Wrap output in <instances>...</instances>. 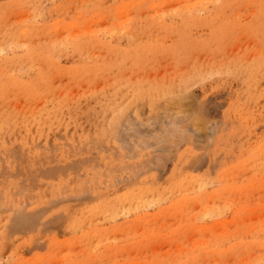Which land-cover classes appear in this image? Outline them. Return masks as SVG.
Listing matches in <instances>:
<instances>
[{"label":"rangeland","instance_id":"rangeland-1","mask_svg":"<svg viewBox=\"0 0 264 264\" xmlns=\"http://www.w3.org/2000/svg\"><path fill=\"white\" fill-rule=\"evenodd\" d=\"M0 264H264V0H0Z\"/></svg>","mask_w":264,"mask_h":264},{"label":"bare ground","instance_id":"bare-ground-1","mask_svg":"<svg viewBox=\"0 0 264 264\" xmlns=\"http://www.w3.org/2000/svg\"><path fill=\"white\" fill-rule=\"evenodd\" d=\"M219 1V0H218ZM252 3V2H251ZM259 4V3H258ZM262 4V3H261ZM260 7H262V5L260 6ZM175 10V9H174ZM41 12V11H40ZM254 14V13H253ZM237 15V14H236ZM92 23V22H91ZM253 23V22H252ZM67 29V28H66ZM71 41V40H70ZM139 41V40H138ZM216 215V214H215ZM247 232V231H246ZM239 233V232H238ZM252 236V235H251ZM126 254H128V253H126ZM214 256V255H213Z\"/></svg>","mask_w":264,"mask_h":264}]
</instances>
